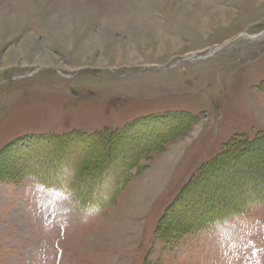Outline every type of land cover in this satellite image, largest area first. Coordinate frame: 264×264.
Listing matches in <instances>:
<instances>
[{"label":"rangeland","instance_id":"obj_1","mask_svg":"<svg viewBox=\"0 0 264 264\" xmlns=\"http://www.w3.org/2000/svg\"><path fill=\"white\" fill-rule=\"evenodd\" d=\"M151 117L112 143L99 209L19 175L81 163L71 138L34 136ZM146 134L163 142L138 159ZM92 148L82 167L108 150ZM230 148L219 192L192 182ZM263 175L264 0H0V264H264Z\"/></svg>","mask_w":264,"mask_h":264},{"label":"trees","instance_id":"obj_2","mask_svg":"<svg viewBox=\"0 0 264 264\" xmlns=\"http://www.w3.org/2000/svg\"><path fill=\"white\" fill-rule=\"evenodd\" d=\"M159 119L160 118H155V117H151L149 119H145V118L143 119L142 118L139 121H136L135 124H128L120 132L116 131V132L107 133L105 131H101V132H94V133H83V132L77 131V132H69V133H65L63 135H57V136H52V135L34 136L35 141H37L39 143V145L40 144H46V142H47L50 146H53V147H56L57 145L55 146V144L52 141L62 142V141L69 140L71 138L70 141L71 140L73 141V144H72L73 147L80 149L79 153H72L71 157L79 158L81 163L78 166L72 165V167H70L68 170H66V172H70V174L65 173V175H63L64 172L62 173V171H60L58 168H52V169H50V172L45 171V172H43L44 174L42 173L40 175L38 174L39 172L37 170H34L36 168H34V169L30 168V170L29 169L27 170L25 168L24 169L21 168L19 171V175L22 176V175H26V174H33L38 179L40 184H42V186H44L46 188L60 187L61 189L68 191V193L76 199V201L78 202V204L81 207L101 208V207L108 204V202L110 201V199L108 197L110 195H108V196L107 195H101L100 196V194L94 195L91 192V189H93V187H94L92 185V183L95 182L94 180L96 178H98L97 176H99L100 174H102V173L108 174L109 171H110V173H112V172H114V170L112 168L118 167V166L122 167V164L120 162L121 160L119 157H116L117 156L116 153L110 154V152H111L110 148L112 147V143L117 138H120V137L126 138V133L128 131H130V129L134 126L139 127L140 126L139 123H142V124L154 123V124H156ZM142 133H144V131ZM146 137H149L148 140L150 141V143H153V142L155 143V141H156V144L154 146H149L147 148L140 150L135 156L136 158L139 157L138 159L142 158L143 156H146L145 154H149L148 151H152L154 148H157L158 144H162V142H163V139L160 138L158 140L157 138H155V135H153V138H151V134H146ZM150 138H151V140H150ZM50 139H54V140L51 141ZM155 139H157V140H155ZM94 140H96V142H94ZM253 141L248 142V141H235L234 140V141H232L231 144L233 146H236V145L240 146L241 144L244 145L247 143H248V145H251L253 143ZM244 142H247V143H244ZM25 144H27V145H29V147H31V144H29V143H25ZM103 145L106 146V148L108 149V150H106V152L104 151V155L102 154L103 155L102 157H104V159L99 163H96L94 160H90L89 164L86 163L88 165L87 167L86 166L82 167L83 163H85L86 161L84 162V160L81 156V152L85 151L87 153L89 150H91L92 147L93 148H100V147H103ZM70 147H72V146H70ZM34 149H35V146H34ZM49 149H50L49 151H50L51 156L53 155L55 157L54 153H61V154L65 153V154H67L66 156H69L68 153L66 152V150H63L62 146H60V148H58V149H52L51 147H49ZM233 154H234V151H232L231 148L227 152H224L222 154H218L219 156H216L214 158V161H213V163L215 165L217 164L216 166H218V167H212V165L210 164L207 167V169L204 171H201L199 176L196 179L192 180V182L202 181L203 187H204V185H208V186L211 185L212 190H214L216 193L219 192L220 191V189H219L220 183H218V181L216 179L217 173H215V172L218 170L221 171L220 166L223 165L222 163L225 160H227V162H229L230 160H234ZM79 156H81V157H79ZM51 158H53V157H51ZM64 159L65 158H61V160H64ZM118 160H120V161H118ZM64 161H66V159ZM37 165H41V164L40 163L36 164V167H37ZM89 172L92 173L91 175H93L92 176L93 179L91 180L90 186L85 187L82 184L83 180L81 178H85L86 174H88ZM128 175L129 174H121V176H119L118 179L120 180L121 183L125 182L129 177ZM100 180H102V179H100ZM263 180H264V175L260 176V178H258V182H260L258 184V186H260L263 183ZM82 188H84V189L82 190ZM85 188H86V190H85ZM117 190H119L118 185L112 186L111 195L113 194L114 191H117ZM243 192H246L245 195H248L250 193L249 195L251 196L250 190H245V191L243 190ZM256 192H257V190H256ZM240 194H244V193H240ZM223 204H224V201H223L222 205ZM227 204H228V207H224V208L225 209L227 208L229 210V214H230V213L234 212L233 208L236 206V204H244V201L243 200L240 202L237 201L236 203H234V201L233 202L230 201ZM224 208H220V209H217L216 211H214L215 213H217L215 216H217L219 214L221 215L222 211H225Z\"/></svg>","mask_w":264,"mask_h":264},{"label":"bare ground","instance_id":"obj_3","mask_svg":"<svg viewBox=\"0 0 264 264\" xmlns=\"http://www.w3.org/2000/svg\"><path fill=\"white\" fill-rule=\"evenodd\" d=\"M215 7H216V6H215ZM219 7H221V6H219ZM213 8H214V7H213ZM222 8H223V7H222ZM214 9H215V8H214ZM216 9H217V8H216ZM216 9H215V10H216ZM207 14H208V13H207ZM219 15H220V14H219ZM214 16H215V15H214ZM211 17H212V16H211ZM225 18H227V17H225ZM225 18H224V19H225ZM219 19H220V18H219ZM224 19H223V20H224ZM215 20H216V19H215ZM204 23H205V22H204ZM162 48H163V47H162ZM99 156H100V155H99ZM170 159H172V158H169V159H167L166 162H164V163H165V167H167L169 164H171V163H170L171 161L168 162V160H170Z\"/></svg>","mask_w":264,"mask_h":264}]
</instances>
